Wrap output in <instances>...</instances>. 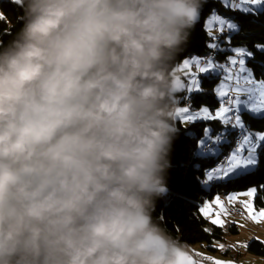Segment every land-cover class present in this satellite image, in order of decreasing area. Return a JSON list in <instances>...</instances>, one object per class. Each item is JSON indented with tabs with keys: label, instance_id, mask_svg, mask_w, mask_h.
<instances>
[{
	"label": "clouds",
	"instance_id": "obj_1",
	"mask_svg": "<svg viewBox=\"0 0 264 264\" xmlns=\"http://www.w3.org/2000/svg\"><path fill=\"white\" fill-rule=\"evenodd\" d=\"M0 36V264H186L156 215L170 66L203 0H11Z\"/></svg>",
	"mask_w": 264,
	"mask_h": 264
},
{
	"label": "trees",
	"instance_id": "obj_2",
	"mask_svg": "<svg viewBox=\"0 0 264 264\" xmlns=\"http://www.w3.org/2000/svg\"><path fill=\"white\" fill-rule=\"evenodd\" d=\"M213 9H218L219 13H222L225 17H232L237 21V31L230 34L229 43L231 45H246L249 49L255 50L254 45L264 43V14L257 13V18L240 16L239 14L226 11L221 0H203L199 19L191 30L187 42L182 46L170 66L169 71L171 74L177 64L185 57L197 56L203 58L212 51L206 47L210 39L205 34L206 28L204 25ZM0 12H3L6 17L5 21L0 22V36L7 40L8 36L3 34V30L6 29L9 32L13 30L19 10L11 0H0ZM216 30L218 31L217 27ZM226 34H221L220 36H225ZM220 41L219 39L216 43ZM220 43L222 46L223 43ZM229 54L228 50L220 47L214 51L212 58L225 61L227 64ZM262 65H264V54L256 51L255 59L248 61L247 67L253 69L258 80L264 75V73L259 71ZM200 77L201 91L192 93L189 96L191 108L195 111L201 107H207L214 113V110L220 106V99L216 97L214 88L221 76L210 74L209 77H203L202 75ZM183 94L181 92L174 94L175 101H179V104H183ZM242 119L250 130L264 132V115L254 116L245 110L242 113ZM175 124L178 131L172 145V167L167 173L168 192L162 199L157 201L156 215L180 243L184 245L199 244L207 249L216 251L218 248L213 246V243L221 240L228 231L231 233L238 232V226L235 223H227L225 227L214 225L202 214H198V209L202 206L205 199H210L216 194L224 195L231 190H243L248 187L256 188L255 206L264 208V149L259 151L258 159L261 163H258L254 170L236 177L232 183H217L213 181V183H210V188L207 189L206 184L203 183L205 169L214 167L222 156L226 154L231 146L233 137L240 130L232 129L231 126H228V130L225 132L226 126L219 120L185 124L175 118ZM207 125L211 127V135L216 136L223 133L228 139V141L218 145L220 151L216 155L204 156L197 154L199 152L197 147L199 139L203 137L202 129ZM205 229L210 231H204ZM245 251L264 257V242L254 238L249 242Z\"/></svg>",
	"mask_w": 264,
	"mask_h": 264
},
{
	"label": "snow or ice",
	"instance_id": "obj_3",
	"mask_svg": "<svg viewBox=\"0 0 264 264\" xmlns=\"http://www.w3.org/2000/svg\"><path fill=\"white\" fill-rule=\"evenodd\" d=\"M226 11L240 16L257 18V13L264 14V0H221ZM6 20L3 12H0V22ZM219 25V32H224L225 29L236 30L237 22L232 17H225L219 13L218 9H213L209 18L205 21L204 27L206 35L210 42L206 45L210 50H218L219 45L215 42L219 36H214L211 29L213 26ZM3 34H9L8 30H3ZM255 50L244 46H231V53L227 57V64H219L215 62L212 56L197 57L193 56L186 59L179 66L180 70L191 77L190 81L182 83L179 78L175 79L176 89L186 88L187 92L197 93L201 91V82L197 79L196 72L192 71L195 67L199 73H209L210 71H218L223 74V79L216 87V94L220 98V107L213 113L207 107H201L193 111L191 101L185 97V102L188 106L179 107L175 111V117L185 123H194L198 121H221L224 126H231L232 129H239V138L236 141V146L230 150L223 160L216 166L205 169V179L203 183H232L236 177H239L245 171H249L256 167L261 161L258 159V154L261 149H264V132L253 133L248 130L243 119L242 113L247 110L250 114H264V75L259 80L255 78L253 69L247 67L248 61L255 59L256 51L264 54V43L254 45ZM264 73V65L259 69ZM243 97V98H242ZM225 127V132L227 131ZM211 129L204 127L202 129L203 137L199 139L198 148L199 155H205L213 151V147H209V142L213 145L220 144L227 137L221 133L217 134L213 140L209 134ZM255 189L249 190L246 195L252 197ZM237 199L235 194L228 196V202L233 203ZM245 206L251 212V203L244 202ZM215 206H219L220 210L213 217V205L205 203L199 207L198 214H202L209 219L212 224L223 227L224 221L221 215L227 213V209L219 197L214 201ZM264 216V212L260 213ZM253 219L256 217L253 216ZM204 231H210L205 229ZM223 248V245H220ZM211 264H233L231 261H221L208 258ZM187 264H196L194 260H188Z\"/></svg>",
	"mask_w": 264,
	"mask_h": 264
},
{
	"label": "rangeland",
	"instance_id": "obj_4",
	"mask_svg": "<svg viewBox=\"0 0 264 264\" xmlns=\"http://www.w3.org/2000/svg\"><path fill=\"white\" fill-rule=\"evenodd\" d=\"M209 16L207 17V19L209 18ZM216 27H217V29H219V25H215V26L212 27L211 31H212V33H213L214 36L218 35L219 36V39L221 40L220 42L223 43L222 46H221V43L220 42L218 43L219 48L221 47L224 50H228L230 52L229 55H232V53H231V46H233V45H231L229 43V38H230V34H233L234 32H236L237 29H238V27H237L236 30H228V29H225V31L222 32V33L219 32V31H217L216 30ZM225 33H227L225 36H220L221 34H225ZM190 57H193V56H190ZM190 57H185L184 59H182L177 64V66L174 68V70L172 72L173 77L175 79L179 78L182 83H185V85H187V82L190 81L191 77L189 75L185 74L184 72H182L180 70V67L179 66L182 64V62L184 60L189 59ZM215 62H217L219 64H226L225 61H220V60H215ZM192 71H195L196 72L197 79H199L200 82H201L200 75H202L203 77H209L210 74L218 75V76L220 75L221 76V79L218 81L217 85L223 79V74L220 73V72H218V71H210L209 73H199L198 70L195 67H193ZM217 85H216V87H217ZM216 87L214 88V93H215L216 97H218L217 94H216ZM178 92H181V93H185L186 92V94H187L188 97L192 94L190 92H187L186 91V88H184V89H178V90H176L175 93H178ZM179 107H184V105L183 104H179L176 107V109L179 108ZM216 110H214V112ZM252 114L254 116H263L264 115V114H261V113H252ZM175 118H177V117H175ZM185 124H187V123H185ZM207 127H209L211 129L210 125H207ZM226 127H228V126H226ZM248 130L251 131V132H253V133L263 132V131H252L249 128H248ZM211 137L214 140L215 136L211 135ZM226 141H228V139H226L223 142H226ZM223 142H221V143H223ZM218 145L219 144H216V145H213L212 144L211 147H213V151L211 153L205 154L204 156L216 155L220 151V148L218 147ZM258 156H259V154H258ZM255 168L256 167L252 168L251 170H254ZM251 170H249V171H251ZM246 172H248V171H245L244 173H246ZM244 173H242V175ZM206 187H207V189H209L210 188V184L209 183H206ZM251 189H255V193H256V188L255 187H248V188L243 189V190H239V189L238 190H231V191H229L227 193L228 196L229 195H232V194H235L236 196H240V199L242 201L243 207H244L245 212L247 214L248 220L238 219L237 217H235L234 215H232L231 213H229L228 209H227V213L226 214L221 215V219L224 221V225L223 226L225 227V225L227 223H235L238 226V229H239L238 232H236V233L232 232L231 233V232L228 231V232L225 233L224 237L221 240L215 241L213 243V246H215L216 248H218L216 251H212V250L207 249L205 247L203 249V248H201V246L199 244H196V245L187 244L186 245L187 249L189 251H191L192 249L195 248L198 251H200V253H205L204 255L207 254L212 259H216V260H218V259L219 260H224L223 258H224V256H226L227 259H228V261L233 262V264H264V257L263 256H258V255H255V254H252V253H249V252L245 251L247 245L249 244V242L252 239H254V238H256V239L264 242V219H261V215H256L255 216V214L258 213V212H264V208H257L255 206V204H254L255 193H254V195L252 197H249V196L246 195V193L249 190H251ZM228 196H227V199H228ZM217 197H219L220 200L222 201V203L224 205V208H227L226 207V203H227L226 201L227 200L225 199V197L222 196V195L220 196V194H217V195H215V198L214 199H216ZM208 202L210 203V200L209 199H208ZM244 202H250L251 203V205H252L251 212L245 206ZM217 208L220 210L219 206H217ZM253 216H255L256 218L253 219L252 218ZM252 222L254 224H252ZM220 245H223L224 247L221 248ZM236 248H240V251L238 249H236ZM229 249H230V253L228 255H225L226 254V251H229ZM187 256H188V258L186 259V261L187 260H192V258L190 257L189 254ZM239 256H241V257H239ZM206 264H211V263H206Z\"/></svg>",
	"mask_w": 264,
	"mask_h": 264
},
{
	"label": "bare ground",
	"instance_id": "obj_5",
	"mask_svg": "<svg viewBox=\"0 0 264 264\" xmlns=\"http://www.w3.org/2000/svg\"><path fill=\"white\" fill-rule=\"evenodd\" d=\"M218 43H219V42H218ZM218 43H217V44H218ZM214 51H216V50H212L210 53H208L207 56H213ZM182 97H183V104H184V106H188V104L185 102V97H186L189 101H190V97L187 96L186 92L183 94ZM178 104H179V101H176V107L178 106ZM238 138H239V132H237V133L235 134V136H234L233 139H232V142H231V146H230V148L228 149V151L226 152V154H224V155L222 156V158L216 163V165H217L222 159H224L227 155H229L230 150L236 146V141H237ZM211 145H212V143L209 142V147H211ZM212 183H213V182H212ZM226 207H227L229 213H231L232 215H234V216L237 217L238 219L248 220V218H247V214H246V212H245V209H244L243 204H242L241 201L236 200V201L233 202V203H227V204H226ZM233 209H237V213H233ZM252 224H253V222H252ZM181 244H182V243H181ZM182 245L187 249L186 245H184V244H182ZM190 255H191L192 259H193L194 261H196V263H199V264L211 263V261L208 259V258H210V257H208V256H206V255H204V254H202V253H200V252H197V251H191V252H190Z\"/></svg>",
	"mask_w": 264,
	"mask_h": 264
},
{
	"label": "crops",
	"instance_id": "obj_6",
	"mask_svg": "<svg viewBox=\"0 0 264 264\" xmlns=\"http://www.w3.org/2000/svg\"><path fill=\"white\" fill-rule=\"evenodd\" d=\"M211 182H209V184H210ZM228 192H226L224 195H222V196H224L225 197V199L227 200L226 202L227 203H229L228 202V199H227V196H228V194H227ZM217 195V194H216ZM221 196V195H220ZM237 197V199L236 200H238V201H241V199H240V196H236ZM215 195L212 197V198H210L209 200H210V203L208 202V199H205L204 200V202H203V204H202V206L207 202V203H209V204H212L213 205V212H212V215H213V217L215 216V213L217 212V211H219V209L217 208V206H215L214 205V201H215ZM242 202V201H241ZM226 203V204H227ZM227 209V208H226ZM261 211V210H260ZM260 213L261 212H258V213H256L255 214V216L256 215H260ZM261 219H264V216H261ZM254 224V223H253ZM201 246V245H200ZM201 248H203L204 249V246H201ZM236 249H238L239 251H240V248H236ZM187 250V253L190 255V252L191 251H197V252H200V251H198L197 249H192L191 251H189L188 249H186ZM230 253V249H229V251H228V253H226L225 255H228ZM187 254V255H188ZM202 254H205V253H202ZM206 256H208V257H210L209 255H207L206 254ZM242 256V255H241ZM241 256H239V257H241ZM190 257H191V255H190ZM187 258H188V256H187ZM186 258V259H187ZM192 258V257H191ZM211 258V257H210ZM224 260H221V261H228V259H227V257L226 256H224V258H223ZM193 260V259H192ZM219 260V259H218ZM188 261V260H187ZM187 261H186V264H187ZM196 264H199V263H196Z\"/></svg>",
	"mask_w": 264,
	"mask_h": 264
},
{
	"label": "built area",
	"instance_id": "obj_7",
	"mask_svg": "<svg viewBox=\"0 0 264 264\" xmlns=\"http://www.w3.org/2000/svg\"><path fill=\"white\" fill-rule=\"evenodd\" d=\"M223 160V159H222ZM216 166V165H215ZM233 213H237V209H233Z\"/></svg>",
	"mask_w": 264,
	"mask_h": 264
}]
</instances>
